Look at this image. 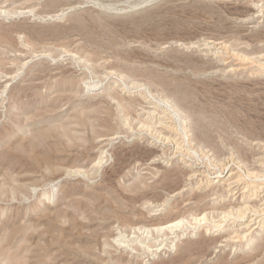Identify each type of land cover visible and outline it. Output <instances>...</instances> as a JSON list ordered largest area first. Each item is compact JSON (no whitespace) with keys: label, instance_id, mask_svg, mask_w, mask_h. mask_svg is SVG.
Here are the masks:
<instances>
[{"label":"rangeland","instance_id":"374dc122","mask_svg":"<svg viewBox=\"0 0 264 264\" xmlns=\"http://www.w3.org/2000/svg\"><path fill=\"white\" fill-rule=\"evenodd\" d=\"M257 1L0 0V264H264V214L245 237L235 230L251 214L236 211L136 228L193 210L205 181L184 160L210 180L230 157L254 164L264 11L244 19ZM159 103L179 107L183 143L153 125ZM163 183L187 185L172 197Z\"/></svg>","mask_w":264,"mask_h":264},{"label":"bare ground","instance_id":"6f19581e","mask_svg":"<svg viewBox=\"0 0 264 264\" xmlns=\"http://www.w3.org/2000/svg\"><path fill=\"white\" fill-rule=\"evenodd\" d=\"M1 11L6 12V10H1ZM68 11H70V10H68ZM259 11H264V0H258L256 3V6H254L251 9L252 13L249 15V17L246 16L247 18L244 20L252 21V19L250 17L254 16ZM24 12H25L24 10L23 11H16V14H18V16H21ZM7 15L9 16V14H7ZM57 17H58V15H55V18H57ZM49 18H51V17H49ZM206 42L213 44V46H206V47H209L211 49H215V47H214L215 44H222L223 43V41H219L217 39H208V40H206ZM192 46L200 47L197 45H192ZM96 85H97L96 83L95 84L91 83V84L87 85V91L95 90ZM149 101H150V99H149ZM170 102H172V101H170ZM160 104L161 103H159V105H155V106L147 105V107H151L153 109L152 111H149L152 115V119H155L153 121L154 122L153 125L157 128V130L159 131V134H162L164 136V138H162V139H164V141L167 140V142L172 141L173 143L180 144L179 143L180 138H183V137L180 136L179 133H181V132L180 131L178 132L179 129L176 126L177 124L174 123L177 120H179V118L182 116L180 109L178 106L175 105L174 106V112L176 114H174L173 112L168 111V109H166V108L160 109L159 108ZM173 104H175V103H173ZM155 111H157V112H155ZM186 128L187 127H185V129ZM175 134H177V137L179 135V137L178 138L175 137L174 136ZM181 134H183V133H181ZM186 138H187V136H186ZM103 139H105V138H103ZM103 139H101V140H103ZM188 139H189V142L194 140L193 136H189ZM180 142L183 143L182 141H180ZM254 145H257L258 147L253 151L254 152L253 154L251 153V157L253 159L252 161H254V164L252 166L249 167L247 162H245V159H243V158L238 157L239 159H241L238 161L237 160L238 158H233V157L231 158L230 157V160L227 163H225L224 165H226V167H227V165H230V164L233 165V163H235L236 164L235 168L230 166V168L227 171V175H222L220 173V174L216 175L215 180L209 179L210 172H207L205 169L198 167L193 162H189V161L184 160L183 166L185 168V170H184L185 173L183 175H186L187 178L190 179L191 181H194L197 178H202V182L205 181L204 184L201 185L202 188H201V191L199 192V194L196 193V195L194 194L195 196L193 195L192 197H189L186 200L185 205H193V206H190L191 209H193V210H191L189 212V214H187V215L186 214H170L166 220H164V221L158 220V221H156V223H153V225L150 227L138 226L136 228L138 230H142V232H146L147 234H152L154 232L158 233V234H166L167 231L172 232L174 229H176L178 227H183L186 224H191L192 221H194V223H196V224H198V223L201 224L203 222L205 223L207 220L211 221V219H214L213 217H216V216H220V218L225 219L230 215L229 213H231L232 211H236V214H238L237 216H239L240 219H242L244 217L243 214H246V213L251 214L248 222L241 223L242 225H240V227H238L235 230L237 236H239V237L244 236L245 237L250 232V229H252V227L254 225L256 228H258L260 222L263 221V219H264V218L261 219L262 214H264V149H262V146H264V143L255 142ZM179 147L181 148V145H179ZM188 150H189V148H188ZM160 154H161L160 156L163 157L162 155L166 154V151L161 152ZM155 156H159V154L156 153ZM200 159H201V157H200ZM101 160H102V156H99L98 163H100ZM209 160H210V158H209ZM155 161H157V159L153 160V162H155ZM186 162H189V163L186 164ZM217 166H219V164ZM226 167L221 166L219 169H221L220 171L222 172ZM241 167H246L245 168L246 172L244 171L245 174L241 172ZM151 168H152L151 166H147V169H151ZM160 180H163V178H161ZM177 183H175V184H177ZM172 184L173 183H171V185ZM183 184L184 185L182 187H181V184L180 185L177 184L176 186H178V187L175 186V187L169 188L168 187V186H170L169 183H163L161 185V187L163 189H166L167 194L172 195V197H173V196H178L179 194H182L185 192L184 186H186L187 184H185V183H183ZM165 201L166 200H164L162 203L158 202L156 204V208L158 207V209H159L162 205H164ZM230 216H232V215H230ZM223 222H225V221H223ZM262 224L264 225V221ZM215 225H218V224H215ZM122 239H123V237L118 236L114 240L119 241ZM157 241L159 242V240H157V238H156L154 240V242L152 244H149L148 246L153 247L154 250L160 249L162 246V244H161L162 242L157 243ZM121 243H123V241ZM126 244L128 246H132L130 243H123V245H126ZM132 249H134V246H132ZM153 249L149 248L150 251H152Z\"/></svg>","mask_w":264,"mask_h":264}]
</instances>
